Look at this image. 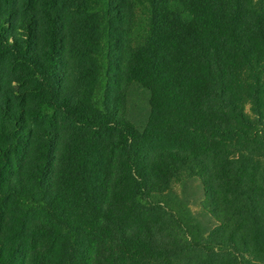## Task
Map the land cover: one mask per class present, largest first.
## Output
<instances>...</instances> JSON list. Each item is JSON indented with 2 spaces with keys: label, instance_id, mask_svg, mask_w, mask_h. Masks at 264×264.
<instances>
[{
  "label": "trees",
  "instance_id": "obj_1",
  "mask_svg": "<svg viewBox=\"0 0 264 264\" xmlns=\"http://www.w3.org/2000/svg\"><path fill=\"white\" fill-rule=\"evenodd\" d=\"M127 248L264 264V0H0V264Z\"/></svg>",
  "mask_w": 264,
  "mask_h": 264
},
{
  "label": "rangeland",
  "instance_id": "obj_2",
  "mask_svg": "<svg viewBox=\"0 0 264 264\" xmlns=\"http://www.w3.org/2000/svg\"><path fill=\"white\" fill-rule=\"evenodd\" d=\"M75 36V35H74ZM141 90H139V88H135V96L136 98L139 100V97H140V93L139 92ZM245 105V109L246 111L251 114V105L249 104V102H245L244 103ZM130 107V106H129ZM130 111H133L134 114L138 115L139 113V110L137 109V111L134 110V107H130ZM187 175H183L182 177L179 176V177H173L170 181H171V187L173 188V190H176L178 193H182V186H181V181L180 180H183V179H186L187 180ZM180 178H183V179H180ZM180 181V182H179ZM189 195H191L192 200V207L195 211H200V181L199 180H191L187 186V191H186ZM194 199H197L196 202L194 201ZM128 222V221H127ZM136 223V219L134 218L132 220L131 223ZM149 222H150V219H149ZM155 234L156 235H161V233H158V229L155 228ZM97 245V244H96ZM133 248L132 250L128 251L129 248H127V250L125 251V254L123 255H119L117 256L119 261L121 262V264H138L139 262L137 261L138 258H140V254L141 252H139L138 249H135ZM141 251V250H140ZM144 252H146L144 250ZM142 257H143V254H142ZM140 264V263H139Z\"/></svg>",
  "mask_w": 264,
  "mask_h": 264
}]
</instances>
